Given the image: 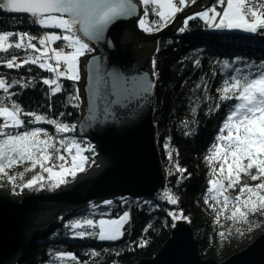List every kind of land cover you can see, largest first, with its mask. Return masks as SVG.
Wrapping results in <instances>:
<instances>
[{
  "label": "snow or ice",
  "instance_id": "snow-or-ice-1",
  "mask_svg": "<svg viewBox=\"0 0 264 264\" xmlns=\"http://www.w3.org/2000/svg\"><path fill=\"white\" fill-rule=\"evenodd\" d=\"M139 3L145 6L143 15L138 20L139 27L146 32H153L166 27L178 13L190 4H195L196 0H139ZM137 9L136 0H0V11L25 13L36 25L60 30L45 32L39 37L31 36L28 32L0 31V53H7L10 57H0V64L8 69L28 66L29 72L32 70L30 66L35 65L53 73L54 77L42 78V83L49 86L52 95L61 93L63 87L59 82L60 78L74 84L81 81V58L96 52L89 41H102L109 25L122 17L135 16ZM150 12L155 14L156 20L149 21ZM196 18L202 19L208 27L215 30H239L264 37V0H216L203 11L187 16L179 31L184 32L189 21ZM33 40H37L43 48L38 47ZM56 42H62L63 47H52ZM15 50H22L25 57L15 54ZM240 62L242 58L239 56L232 63L223 61V69L232 68L236 74L224 79L222 87L217 91L222 93L219 97L221 101L233 103L229 105L228 114L219 129L217 142L212 145L213 155L207 157L208 160L220 161L219 175L209 182L211 187L208 192L223 196L222 208L227 211L231 206L232 220L250 223V216L264 217V61L259 65L255 62L247 64L244 70L233 67ZM195 63L199 65L200 61L196 60ZM153 64L155 66V61ZM91 65V74L85 86L90 93L85 120L88 126L97 120L101 105L104 118L108 119L115 115L114 106L139 108L144 97L154 88V83L147 74L125 76L116 70H106L96 56H92ZM253 68L256 71H252ZM35 79L32 77V80ZM14 86L26 89L32 84L31 81L9 80L0 75V90L5 94L0 96V175L15 181L17 177L9 175L8 170L23 161H29L31 166L26 171L35 170L38 166L41 171L33 175L23 187L33 188L39 185L43 188L41 182L46 178L54 182L53 186H59L67 182V177L74 178L77 172L85 171L90 157L83 155V151L87 149H82L75 138L67 144V137L59 140L61 148L70 155L69 160L62 153L57 155L60 150L56 148L55 136L48 134L42 127H28L29 124L44 122L54 125L56 133L62 134L74 132L76 125L69 126L45 115L25 112L18 102L12 100L17 95L10 91ZM73 101L74 106L79 108L82 103L79 87L74 89L69 104ZM220 106L217 104V109ZM22 117L32 119L26 123ZM91 151V162L95 163L94 148ZM54 160H59L60 163L55 164ZM184 171L186 170L180 169V172ZM44 173L48 174L47 177ZM19 175L23 177L24 173ZM229 189L234 190L235 195L226 194ZM160 199L173 205L178 203V197L168 189H165ZM103 203L111 205L113 202L107 200ZM168 215L174 221L187 220L182 212L171 211ZM129 219L130 213L124 211L117 218H85L82 222H70L68 226L80 229L74 232V236L78 238L94 237L101 241H117L125 235L124 226ZM146 243L145 240L138 246L142 247ZM91 255L100 254L93 251ZM57 256L61 261L65 257L77 259L72 253L60 252Z\"/></svg>",
  "mask_w": 264,
  "mask_h": 264
},
{
  "label": "trees",
  "instance_id": "trees-1",
  "mask_svg": "<svg viewBox=\"0 0 264 264\" xmlns=\"http://www.w3.org/2000/svg\"><path fill=\"white\" fill-rule=\"evenodd\" d=\"M156 19L155 14L150 12L149 21ZM152 26L155 27V24ZM49 30L58 29L36 25L32 23L30 16L0 11V31L28 32L31 36L39 37ZM154 32L158 31L149 33ZM33 42L40 46L37 40ZM55 45L63 47L62 42H56ZM15 54L25 57L22 50H15ZM237 56L242 58V62L233 67L244 70L247 64L255 62L259 65L264 61V37L239 30H215L208 27L202 19L196 18L189 21L184 32L178 31L172 37L161 39L154 58V121L157 126L158 150L166 176L165 187L153 198L123 197L112 200L111 205L91 202L86 207L66 212L54 225L31 237L17 264H137L141 259L153 258L171 237L179 222L168 215L171 211L182 212L187 217V220L180 221H186L192 227L195 238L199 240V252L203 258L212 257L219 262L223 261L261 234L264 231V217L250 216V223L232 220L227 211H217V208L205 201L206 193L211 187L207 153L228 114L229 105L233 103L221 101L219 97L222 93L217 91L222 87L224 79L236 74L232 68L223 69V61L232 63ZM0 57L10 58L7 53H0ZM196 60L200 61L199 65L195 63ZM27 67L8 69L0 64V75L6 79L31 81L32 86L26 89L14 86L10 91L17 95L12 100L18 102L25 112L45 115L69 126L76 125L81 105L76 108L75 101L69 104V98L74 94V89L79 87L78 84L61 78L63 91L52 95L49 86L42 83V78L54 77V74L35 65L30 66L32 70L29 72ZM252 71L256 69L253 68ZM32 77L36 79L32 80ZM4 95L0 90V96ZM217 104L221 105L218 109ZM60 113L64 115L61 116ZM22 118L26 123L32 119ZM28 127H42L48 134L55 136L56 148L60 150L57 155L62 153L69 160L70 155L61 148L59 140L67 137V144L75 138L86 147V156L90 157L83 172L94 164L91 162L92 144L80 138L75 131L58 134L54 125L44 122L29 124ZM53 163L59 164L60 161L54 160ZM29 168L30 166L13 174L17 179L3 184L4 187L1 185L0 190L7 187L5 190L11 195L22 196L25 193L41 192L45 186L51 192L61 186H53L54 182L46 178L41 182L43 188L39 185L33 188L23 187L33 175L41 171L39 166L35 170L26 171ZM180 169L186 171L180 172ZM20 173H24L23 177ZM47 175L45 173V177ZM76 178L77 175L74 178L67 177L65 184ZM10 183L18 189L15 191ZM165 189L178 197L177 204L160 199ZM226 194L232 196L235 192L229 189ZM144 201L150 203L145 204ZM124 211H128L131 218L124 227L125 235L117 241H101L94 237L78 238L74 236V232L80 229L68 226L70 222H82L85 218L118 217ZM145 240L147 243L144 246H138ZM93 251L100 255L92 256ZM60 252L72 253L77 259L65 257L61 261L57 256Z\"/></svg>",
  "mask_w": 264,
  "mask_h": 264
},
{
  "label": "water",
  "instance_id": "water-1",
  "mask_svg": "<svg viewBox=\"0 0 264 264\" xmlns=\"http://www.w3.org/2000/svg\"><path fill=\"white\" fill-rule=\"evenodd\" d=\"M215 0H196L166 27L149 33L139 27L144 5L138 3L135 16L120 18L107 27L102 41H89L96 52L81 58V113L75 133L90 142L96 152L95 163L77 178L47 193H25L13 196L0 190V264H17L31 237L54 225L70 210L117 198H153L165 187L166 176L157 145V126L154 121L153 64L159 41L172 37L187 16L203 11ZM11 15H26L4 11ZM99 57L106 70H116L125 76L147 74L154 83L151 93L144 97L139 108L114 106V116L104 118L103 105L91 126L85 123L90 93L86 83L91 74V58ZM137 264H264V231L245 248L223 261L203 258L199 240L186 221H179L171 237L153 258Z\"/></svg>",
  "mask_w": 264,
  "mask_h": 264
},
{
  "label": "rangeland",
  "instance_id": "rangeland-1",
  "mask_svg": "<svg viewBox=\"0 0 264 264\" xmlns=\"http://www.w3.org/2000/svg\"><path fill=\"white\" fill-rule=\"evenodd\" d=\"M177 16V15H176ZM51 31H57V32H59L58 30H49V31H47V32H51ZM52 47H56V45L55 44H53V45H51ZM39 47H41V48H43V46H39ZM60 82V81H59ZM61 83V82H60ZM218 134H219V132H218ZM225 135H226V133H225ZM217 137V136H216ZM216 137L214 138V140L212 141V143H211V146H210V148H209V150H208V153H207V156L209 157V156H211V155H213V150H212V145L214 144V143H216L217 141H216ZM81 144V143H80ZM81 147H82V149H86V147L85 146H83L82 144H81ZM83 155H85L86 156V150L85 151H83ZM29 166H31V162H29V161H23V162H21L20 164H18V165H15L14 167H12L11 169H9L8 170V173H9V175H13V174H15V173H17L18 171H20L21 169H23V168H26V167H29ZM208 167H209V170H210V176H209V181H211L212 179H214L217 175H219V167H220V161L219 160H208ZM216 170L215 172L213 171V170ZM82 172H77V174L76 175H79V174H81ZM84 173V172H83ZM44 175H45V173H44ZM10 180L8 179V177L7 176H5V175H0V186L2 185L3 187H4V185L3 184H7L8 182H9ZM66 184L64 183V184H61V186H59V188L60 187H62V186H65ZM211 185V184H210ZM58 189V188H57ZM43 190H44V192H47V193H51V190L48 188V187H44L43 188ZM43 190H41V192L43 191ZM38 191H36V192H33V193H37ZM54 192V191H53ZM32 193V192H31ZM39 193V192H38ZM207 194V196H206V199H205V201H207V202H209V205H212V206H214L215 208H217V211H220V210H223V208H222V201H223V196H217L214 192L213 193H209V192H207L206 193ZM227 212L229 213V215L231 216V206L229 207V209L227 210ZM119 217V216H118ZM100 218H105V219H110V218H117V217H100ZM100 218H98V219H100ZM130 218H131V215H130ZM129 221H130V219H129ZM128 221V222H129ZM126 225V224H125ZM125 227V226H124Z\"/></svg>",
  "mask_w": 264,
  "mask_h": 264
},
{
  "label": "built area",
  "instance_id": "built-area-1",
  "mask_svg": "<svg viewBox=\"0 0 264 264\" xmlns=\"http://www.w3.org/2000/svg\"><path fill=\"white\" fill-rule=\"evenodd\" d=\"M54 75H55V74H54ZM10 185H11V187H12L15 191L18 189V187L15 186L14 184L10 183ZM6 188H7V187H6ZM6 188H5V189H6ZM5 189H4V190H5ZM37 193H38V192H37Z\"/></svg>",
  "mask_w": 264,
  "mask_h": 264
},
{
  "label": "bare ground",
  "instance_id": "bare-ground-1",
  "mask_svg": "<svg viewBox=\"0 0 264 264\" xmlns=\"http://www.w3.org/2000/svg\"><path fill=\"white\" fill-rule=\"evenodd\" d=\"M60 80H61V78H60ZM31 193V192H30ZM33 193V192H32Z\"/></svg>",
  "mask_w": 264,
  "mask_h": 264
}]
</instances>
